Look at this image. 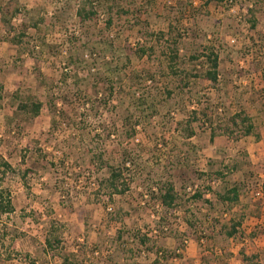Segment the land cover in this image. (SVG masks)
Wrapping results in <instances>:
<instances>
[{
  "label": "rangeland",
  "instance_id": "1",
  "mask_svg": "<svg viewBox=\"0 0 264 264\" xmlns=\"http://www.w3.org/2000/svg\"><path fill=\"white\" fill-rule=\"evenodd\" d=\"M87 1L0 0V163L15 169L2 182L15 211L0 216V264H64L67 253L76 255L75 264H149L156 253L139 252L131 239L148 227L158 231L150 244L171 255L167 264H264V0H116L129 15L95 2L98 17L83 25L77 11ZM169 24L182 34V69L202 73L203 60L189 56L205 46L218 51L216 87L192 79L185 90L178 88L160 55L164 46L149 36L168 33ZM108 45L120 64L131 59L112 97L101 80L114 61ZM141 46L157 52L139 59L134 51ZM158 90L160 97L173 93L159 103L148 98L146 109L135 103ZM17 91L44 103L30 122L17 111ZM241 108L260 139L217 136L211 142L204 113L224 123ZM194 111L196 135L185 139ZM125 114L132 115L130 137ZM125 149L134 161L124 172L130 188L110 197L107 165H121ZM100 152L105 163L95 161ZM236 161L247 162L243 171L224 179L201 176ZM168 181L179 194L176 210L164 209L148 192L151 186L156 197ZM239 183L240 200L232 207L211 193L209 202L195 201L187 190L197 184L220 191ZM231 221L241 222L233 237L224 228ZM52 226L62 254L46 250ZM121 231L126 247L116 241Z\"/></svg>",
  "mask_w": 264,
  "mask_h": 264
},
{
  "label": "trees",
  "instance_id": "2",
  "mask_svg": "<svg viewBox=\"0 0 264 264\" xmlns=\"http://www.w3.org/2000/svg\"><path fill=\"white\" fill-rule=\"evenodd\" d=\"M214 1H222V0H208V2H214ZM95 2H104L103 6L107 12H113L115 9L116 11H119L118 13H123L126 15H129V10L125 9L123 6H121L119 3H116V0H89L87 3L78 9L77 14L78 17L83 25H85L88 21H91L98 17V10L95 8L94 4ZM2 12V5L0 4V13ZM252 16L249 19L251 22V26L253 28L256 27L257 21L255 14L251 12ZM11 20V18L9 19ZM113 24L112 17H109L107 20V26L111 27ZM38 24L35 23L34 26H37ZM168 33H165L163 31H159L157 33H149V36L154 39L156 44L163 45L162 51L160 52V55L163 57V60L167 61V68L171 74H173L179 81V87L181 90H185L190 86V81L192 79H201L203 82L208 83L212 87H216L219 84V78H220V55L218 51L212 47V46H205L203 47V50L201 52H194L192 55L189 56L190 61H201L203 60V72L198 73V71H189L182 69L180 67L179 61L181 59L180 57V51H181V43L180 38L182 37V34L180 32H176L177 36L174 34L177 29L175 25L169 24L168 25ZM21 36H24L23 33H21ZM15 40H17L15 38ZM165 44V45H164ZM109 46V52L112 56L114 61L107 63L104 67V75L105 77L101 80L103 82L109 83V96L112 97L114 88H115V80L123 81L124 79V70L126 69V64L130 63L131 59L130 57H125L127 61L123 64H120L118 61L122 58L119 56L118 52L115 50V47L112 45ZM105 52V51H104ZM137 56V58L142 59L145 56H153L157 50L153 46H141L137 48L134 51ZM108 53V54H109ZM115 56V57H114ZM1 88V87H0ZM156 93V95H151L150 93H144V95H147L146 97L142 94L140 95V99H138L135 103L138 107H141L142 109H146V102L148 98H150L154 103L161 102L163 98H168L172 95L171 90H165L166 97H160L161 93ZM143 96V97H142ZM160 97V98H159ZM1 94H0V100H1ZM13 99L15 101L18 100L17 105V111L20 115L24 117V120H27L28 122L32 121L33 119L37 118L41 110L43 108V102L40 101L37 97L33 95H26L21 92H16L13 96ZM133 101V100H132ZM105 104V103H104ZM137 107V108H138ZM146 107V108H145ZM122 122L128 129V136L133 135L132 130V115H123ZM204 118L208 122V125L211 129V142L217 137V136H226L230 138L231 140L238 142L243 138L254 136L257 139H260V133L257 132V127L255 123L253 122V119L246 113L244 108L239 109L235 113H233L231 116H229L224 123L222 121L220 123H215L214 120L211 118V115L208 113H204ZM198 116L196 111L192 113V120L188 121V126L184 127V134L183 136L185 139H191L196 134L194 129L191 127L192 122L194 120H197ZM138 121H135L137 123ZM183 123H180L182 125ZM129 126V128H128ZM123 154V160L121 161V165H107L108 168V178L105 180V184L110 188V197L113 196V194H125L130 186L129 183L126 181V178H124V172L125 170H128L126 167L127 162H131L130 164H134L132 153L127 152V150H124ZM105 155V152H100L96 156L95 161H101L103 160ZM105 163V162H102ZM246 161H236L234 162L231 167H225V169H218L214 172L209 173H203L201 176H210L213 179H224L226 177L227 172H239L243 171L246 165ZM0 216L4 214L13 213L15 211V204L12 198L11 193L8 189L2 187L3 178L9 173L15 172L14 167H12L11 164H9L7 161H2L0 163ZM29 172L26 171V174ZM104 185V183H103ZM243 184H233L229 185L227 187H224L220 191H216V188L213 189V187H208L206 190L198 189L193 195L191 194V197L193 200L197 201L200 199H203L206 202H209L208 199H205V197L211 193L214 194L218 200V202L221 205H227L229 207H232L234 204L238 203L240 200V192L242 189ZM151 186L148 188V192L151 194L153 198H156L159 200L160 204L164 207V209L169 210H176L180 206V198L179 194L176 190L175 185L172 182H163L162 184L158 186V194L156 197L154 191L150 190ZM116 215V214H115ZM160 218V217H159ZM190 225L192 228H197L195 224L190 222ZM241 226V222L231 221L230 226H225L224 228L227 229V235L230 237L235 236L239 232V227ZM154 228L148 227L147 231L145 233H138L131 237L133 242L137 243L138 245V251L141 253L149 252L153 253V255L156 253L155 258H153V261L149 264H167L169 259L171 258L169 255H167V250H159L155 249L153 245H151V238H156L157 235L154 233ZM57 230L54 226L48 231L45 237V246L46 250L52 251V252H60L61 250V239L60 236L56 233ZM116 241L119 242L120 246L126 247L127 242L124 241V236L122 231L117 233ZM180 250V249H179ZM132 252V250H130ZM176 253V252H175ZM76 255L72 253H67L66 255L62 256V261L64 264H75L72 261V258H74ZM180 256V255H177ZM256 255H252L251 259L255 258ZM151 259V257H149ZM244 260H248L247 257H244Z\"/></svg>",
  "mask_w": 264,
  "mask_h": 264
},
{
  "label": "built area",
  "instance_id": "3",
  "mask_svg": "<svg viewBox=\"0 0 264 264\" xmlns=\"http://www.w3.org/2000/svg\"><path fill=\"white\" fill-rule=\"evenodd\" d=\"M212 184H214V182ZM200 188L201 187L196 184V185H193V186L188 187L187 190H188L189 193H191L193 195ZM256 195L258 197H260V196H262V193L261 192H257ZM108 210L110 211V210H112V208L111 207H108ZM165 230H168V228L165 227ZM153 234L157 235L158 234V231L155 229ZM95 255H99V252L98 251H95Z\"/></svg>",
  "mask_w": 264,
  "mask_h": 264
}]
</instances>
